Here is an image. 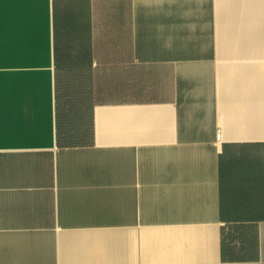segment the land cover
<instances>
[{"label":"crops","instance_id":"obj_1","mask_svg":"<svg viewBox=\"0 0 264 264\" xmlns=\"http://www.w3.org/2000/svg\"><path fill=\"white\" fill-rule=\"evenodd\" d=\"M0 264H264V0H0Z\"/></svg>","mask_w":264,"mask_h":264}]
</instances>
